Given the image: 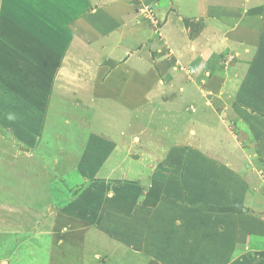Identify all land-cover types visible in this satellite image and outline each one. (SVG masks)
<instances>
[{
  "label": "rangeland",
  "instance_id": "374dc122",
  "mask_svg": "<svg viewBox=\"0 0 264 264\" xmlns=\"http://www.w3.org/2000/svg\"><path fill=\"white\" fill-rule=\"evenodd\" d=\"M69 1L0 0V264H264V0Z\"/></svg>",
  "mask_w": 264,
  "mask_h": 264
},
{
  "label": "crops",
  "instance_id": "0c3cea01",
  "mask_svg": "<svg viewBox=\"0 0 264 264\" xmlns=\"http://www.w3.org/2000/svg\"><path fill=\"white\" fill-rule=\"evenodd\" d=\"M66 1H69V0H66ZM224 1V0H223ZM242 0H240V2H241ZM226 4L224 5V6H222V5H217L216 3H215V5H213V6H211V9H213V13H216V15H219V14H221L220 15V17L222 16L223 17V25L224 26H226V24H228L229 22H240V23H238L239 24V29H240V33H244V31L243 30H249V31H252V29H254V28H257V26L255 25L257 22H255V21H252V20H250V19H248V20H246V19H244V18H241L240 20H234V17L232 16V17H228L229 16V13H228V7H230L229 6V2H227V0L226 1H224ZM67 3H71V1H69V2H66V4ZM236 3V5L237 4H241V3H238V2H235ZM70 6H71V4H70ZM84 7V6H83ZM70 8H72V6L70 7ZM199 8V7H198ZM67 10H68V8H67ZM66 10V11H67ZM72 10V13H73V16H72V18H70V20H69V23L68 24H70V23H72V22H75L77 25H78V23H82V22H84V21H82L81 19V15H77V10L76 9H71ZM218 13V14H217ZM78 16V17H77ZM80 16V17H79ZM262 16V14L260 13V14H258L257 15V17H261ZM78 18H80V20H78ZM91 19V18H90ZM92 19H94V18H92ZM99 20H102V18H100V17H97L96 19H94V21H99ZM217 21V20H216ZM261 21H263L264 22V20L262 19ZM249 22V26H247L246 25V23H248ZM242 23V25L240 26V24ZM259 24H260V22H259ZM261 25H264V24H261ZM68 29H65V32L64 33H66V32H68V33H71L70 32V29H69V27H67ZM250 28V29H249ZM258 28H260V26H258ZM66 35H67V37H70L71 36V34H67L66 33ZM74 36V35H73ZM237 37H239V36H237ZM54 46H55V44H53ZM1 78V80H2V77H0ZM43 81V80H42ZM44 82H45V80H44ZM0 86L3 84V81L1 82L0 81ZM0 95H2V93H0ZM39 95V94H38ZM3 96V95H2ZM4 97V96H3ZM1 105H3V103H1ZM257 108H259V107H257ZM264 109V108H263ZM40 112V111H39ZM38 111L36 112V115L35 116H38V115H40V113H39ZM261 202H262V200H261ZM259 208V207H258ZM143 223H144V221H143ZM219 224V223H218ZM227 228V227H226ZM228 230H230V228H227V231ZM257 231H258V229H257ZM258 233H259V231H258ZM226 232H225V236L223 237V241L226 243V244H230L231 243V241H229L228 240V236H226ZM259 234H261V238H263L264 239V231H260V233ZM251 241L252 240H250L249 241V238H248V241L246 242V243H249V244H251ZM255 243H257V241L255 242ZM264 244L263 243H261V244H258L257 246H263ZM189 248H190V250H188V252H190L186 257H185V259L183 260V261H185V263H182V264H186L187 262H190V261H192L193 259H198V254H199V248H198V245L197 244H194V243H191V244H189ZM264 248V247H263ZM259 251H261V250H259ZM181 252H187V251H185V250H182L181 248H176V252H175V254H171L170 256L171 257H173V261L174 262H176V261H182V259L180 258V253ZM210 260V262H208ZM209 260H207V262L208 263H211V260L212 259H209ZM203 262H204V260H202ZM233 262V261H232ZM228 264H231V263H229L228 262ZM233 264H235V261L233 262ZM257 264H262V263H257Z\"/></svg>",
  "mask_w": 264,
  "mask_h": 264
}]
</instances>
